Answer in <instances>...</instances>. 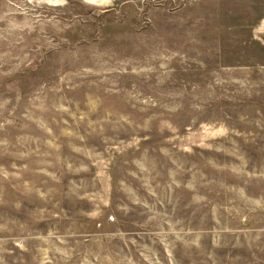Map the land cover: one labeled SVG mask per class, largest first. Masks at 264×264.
Segmentation results:
<instances>
[{
    "label": "rangeland",
    "instance_id": "obj_1",
    "mask_svg": "<svg viewBox=\"0 0 264 264\" xmlns=\"http://www.w3.org/2000/svg\"><path fill=\"white\" fill-rule=\"evenodd\" d=\"M0 264H264V0H0Z\"/></svg>",
    "mask_w": 264,
    "mask_h": 264
}]
</instances>
